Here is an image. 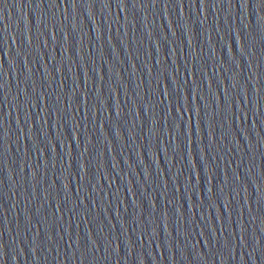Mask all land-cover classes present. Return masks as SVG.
Here are the masks:
<instances>
[{"label": "water", "instance_id": "95a60500", "mask_svg": "<svg viewBox=\"0 0 264 264\" xmlns=\"http://www.w3.org/2000/svg\"><path fill=\"white\" fill-rule=\"evenodd\" d=\"M0 264H264V3L0 0Z\"/></svg>", "mask_w": 264, "mask_h": 264}, {"label": "snow or ice", "instance_id": "6c2138e0", "mask_svg": "<svg viewBox=\"0 0 264 264\" xmlns=\"http://www.w3.org/2000/svg\"><path fill=\"white\" fill-rule=\"evenodd\" d=\"M262 3H264V0H261Z\"/></svg>", "mask_w": 264, "mask_h": 264}]
</instances>
